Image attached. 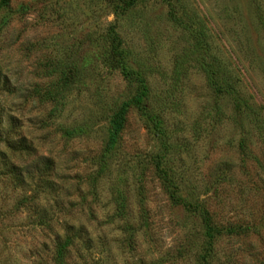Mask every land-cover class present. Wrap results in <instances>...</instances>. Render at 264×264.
Segmentation results:
<instances>
[{
  "label": "rangeland",
  "instance_id": "1",
  "mask_svg": "<svg viewBox=\"0 0 264 264\" xmlns=\"http://www.w3.org/2000/svg\"><path fill=\"white\" fill-rule=\"evenodd\" d=\"M114 34L172 146L176 192L219 225L262 233L219 238L208 264H264V0L0 8V264H57L66 241L63 264H198V225L171 203L155 168L160 140L133 105L108 144L112 111L135 92L116 68ZM69 64L57 103L51 86ZM208 65L230 89L208 85ZM18 138L31 148L10 150Z\"/></svg>",
  "mask_w": 264,
  "mask_h": 264
},
{
  "label": "trees",
  "instance_id": "2",
  "mask_svg": "<svg viewBox=\"0 0 264 264\" xmlns=\"http://www.w3.org/2000/svg\"><path fill=\"white\" fill-rule=\"evenodd\" d=\"M9 0H0V8L7 5ZM120 43L118 36L113 35L111 39V54L114 57V62L117 65L116 68L119 69V72L122 76L129 82L134 84L135 92L132 96L129 103H122L118 105L111 113L108 124H109V133L111 137L112 144L114 139L120 134L123 129L125 122V113L129 104L133 105L137 112L144 117L145 121L148 122V126L155 132L156 137L160 140V154L156 155L155 168L160 174V178L165 188L169 191V198L173 205L181 207L190 217L194 218L195 222L198 225V235L201 238L202 243L197 246L198 248L195 251V258L198 264H208L207 257L210 256L211 248L214 243L221 237L233 236V237H248L256 235L261 236L259 229L257 227L247 226L243 227L240 224H226L219 225L214 219L213 215L208 209V207L202 202L198 203L196 199L192 196H181L178 194L177 189L175 188V179L173 177V171L169 166L168 155L172 151V146L168 141L166 136V131L162 128V123L157 114L154 113L152 108L149 105V91L145 83V79L140 71H134L130 69L126 64V53L120 49ZM207 79L208 85L212 89L226 91L230 89V84L228 81L222 77H218L219 72L215 69L208 66H202ZM57 72V71H56ZM75 73V68L71 64L67 65L66 68L58 72L60 78L58 83L55 82L52 84V95L55 98L52 101L57 100V103L63 100V92L66 91L68 87L69 80ZM64 78V83L61 82V79ZM0 123H2V118L0 116ZM12 122L10 121V124ZM82 128H73L66 130L68 136H74L79 132H82ZM7 147L12 151H28L31 147L26 144L23 138H18L16 140L6 139ZM49 163V162H47ZM66 242L58 246L56 250L55 260L57 264H63L64 251L66 247Z\"/></svg>",
  "mask_w": 264,
  "mask_h": 264
}]
</instances>
